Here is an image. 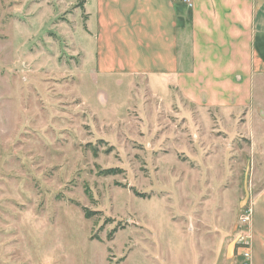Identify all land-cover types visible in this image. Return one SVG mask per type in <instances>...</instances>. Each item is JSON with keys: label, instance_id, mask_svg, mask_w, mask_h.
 Wrapping results in <instances>:
<instances>
[{"label": "rangeland", "instance_id": "374dc122", "mask_svg": "<svg viewBox=\"0 0 264 264\" xmlns=\"http://www.w3.org/2000/svg\"><path fill=\"white\" fill-rule=\"evenodd\" d=\"M79 9L0 0V264H253L259 108L214 118L96 74Z\"/></svg>", "mask_w": 264, "mask_h": 264}, {"label": "crops", "instance_id": "0c3cea01", "mask_svg": "<svg viewBox=\"0 0 264 264\" xmlns=\"http://www.w3.org/2000/svg\"><path fill=\"white\" fill-rule=\"evenodd\" d=\"M65 1L80 8L68 13L74 41L96 74L144 79L154 94L218 112L214 118L250 119L256 107L264 116V0ZM260 205L264 211V188L252 202L253 264H264Z\"/></svg>", "mask_w": 264, "mask_h": 264}, {"label": "trees", "instance_id": "16d2710c", "mask_svg": "<svg viewBox=\"0 0 264 264\" xmlns=\"http://www.w3.org/2000/svg\"><path fill=\"white\" fill-rule=\"evenodd\" d=\"M117 169H115V168H109L108 170H107V172H106V174H116L117 172ZM90 213V212H89ZM88 212L86 213V216L87 217H90V214H89Z\"/></svg>", "mask_w": 264, "mask_h": 264}, {"label": "built area", "instance_id": "2783aa9c", "mask_svg": "<svg viewBox=\"0 0 264 264\" xmlns=\"http://www.w3.org/2000/svg\"><path fill=\"white\" fill-rule=\"evenodd\" d=\"M184 1L191 5V0H184ZM247 255L250 256V253L248 252Z\"/></svg>", "mask_w": 264, "mask_h": 264}]
</instances>
